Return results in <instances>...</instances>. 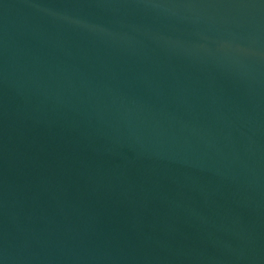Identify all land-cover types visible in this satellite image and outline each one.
<instances>
[{"label": "water", "instance_id": "1", "mask_svg": "<svg viewBox=\"0 0 264 264\" xmlns=\"http://www.w3.org/2000/svg\"><path fill=\"white\" fill-rule=\"evenodd\" d=\"M0 264H264V0H0Z\"/></svg>", "mask_w": 264, "mask_h": 264}]
</instances>
